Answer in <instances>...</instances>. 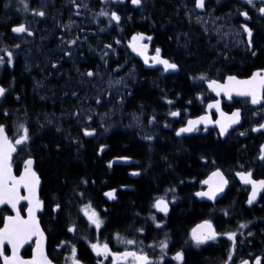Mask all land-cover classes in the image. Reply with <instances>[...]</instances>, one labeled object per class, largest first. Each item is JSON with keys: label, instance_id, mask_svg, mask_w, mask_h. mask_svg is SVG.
<instances>
[{"label": "flooded vegetation", "instance_id": "af4514ba", "mask_svg": "<svg viewBox=\"0 0 264 264\" xmlns=\"http://www.w3.org/2000/svg\"><path fill=\"white\" fill-rule=\"evenodd\" d=\"M2 2L3 0L0 1V7H1L0 15H3ZM65 2L66 0H57L53 8V12L49 17V20L42 24H39L38 26L37 24L33 23L34 28L38 30L37 34L41 37L44 35L43 34L44 31L47 30L50 32L51 35H47V36L45 35L46 37L44 41L48 54L51 55L52 57L57 58L58 60L62 58L65 64L64 69L69 71L70 76H73V74L70 73V71H73L76 79H78L79 76L81 81L83 80L84 82L87 83L88 77L84 79V77L81 74L87 69L88 64L93 59L88 56L87 51L81 50V53L79 54L78 53L79 50H77V47L79 46L83 49H86L87 41L83 40V38L79 39L76 48L72 50V54H71V56H75V58H71V56L70 57L61 56L59 53H57L58 41L56 35H57L58 22L64 23L66 21V18L70 19L69 15L65 12L66 11ZM194 3L195 0H148L147 5L149 9H146L145 12L147 15H150V17L148 18L147 16L145 20L143 19L141 22L135 19L136 20L135 24L130 26V28H132L136 24L140 25L141 23H143V30L146 33V35H150L153 37L152 41L150 42L148 41L149 55H152L154 53L156 47H160L162 49V55L165 58H168L176 62L180 66V68L179 71H177V73L175 74H166L165 72H163V70H161V68L158 67H149L144 69L143 66L138 61H135L134 64L130 67V71L128 70V72H126L128 73L129 78L131 80V84H130L131 87L126 88V89L130 88V91L127 92L126 94L127 98L123 99L122 104L118 103L121 99H115L114 103L112 102L113 108L111 110H120L122 111V113L118 114L115 121L113 122L115 123V128L111 126L113 130L111 134L114 132H123L126 124L123 125L122 123L123 121L120 120V117H123V114L126 113L128 114V117L131 118L128 122H129L130 132L132 134L129 135L130 136L132 135L133 138L137 139L142 144H144V148L146 152L167 151L169 147L168 146L169 134L172 137V140L171 139L170 140L174 142L175 140L172 135L175 134L177 128L181 127L182 124L186 122L187 119L189 118L194 119L198 116L205 114V108L207 104L219 98L221 100V108L226 113H231L234 109L240 108L243 113L241 122L245 123L244 129L230 131V134L228 135L230 136V138L229 139L224 138L227 141V144L247 143L250 146L254 145L253 148L257 150V148H259L261 144H264V133H260V132L253 133L251 132V128L255 124L264 122V110H260L259 106H253L247 103L245 98L242 97H233L232 100H228L226 97L223 96V94H221L220 97H217L216 95L210 93L207 88H205L204 82L198 80L194 81L190 79V77L198 76L200 73L203 72L206 73L210 79H219L221 82H223V78L226 75H237L238 78L244 79L250 76L253 71L259 68H264V18H261L258 15V13H256L253 9H250L248 8L247 5L243 4L242 0H219V2H217V0H207V8L205 11L202 12L196 11V9L194 8ZM255 3L257 7L260 6V0H255ZM238 9L249 11L250 16L252 17V19L250 21H247V23L249 27H251L254 30V37H253L254 47L251 51H255L257 53L256 56H253L251 54V51L247 49L246 46L247 37L243 33V31L239 28V25L241 23H245V21L243 17H240L238 16V14H236L238 12ZM170 10L174 13L175 18L166 19V17L168 16L167 11ZM209 10L212 12V17H209L208 15ZM220 12L223 14V17H221V19L217 20L215 23H212V18H214ZM124 13L127 14V11H124ZM197 15L202 16L204 20L208 21L203 27L201 26V24H198L196 22L195 17ZM0 21H1L0 44L9 50L23 49L22 45H20L19 48L14 47V45L18 43L10 38L9 33L5 30L6 27L5 24H3L2 20ZM218 27L220 28L221 33L227 32L229 33V35L227 37L218 35L216 31ZM205 28L208 29L207 32H205L204 30ZM237 32H239V35H236ZM134 33L135 32H133L131 36ZM66 37L67 40L75 38L72 34L67 35ZM200 41L204 45H202ZM192 43L198 44L202 47L193 48L191 46ZM190 48H193V50L195 51L194 56H190L187 53L189 52ZM215 50L216 52H214ZM90 54L94 55L95 59H98L97 51L93 50ZM118 55H119V50L117 48L114 51V56L118 57ZM88 59L89 62L87 61ZM194 61L195 63H198V61L199 63L202 62L203 67L192 66L194 64ZM77 69L79 71H77ZM97 69L98 70L102 69V67L97 66ZM23 75L25 74L23 71L22 63L20 62L18 66L14 68L12 73L4 76V79L7 81H12L16 84L17 80L20 81L24 79ZM39 77L41 76L39 75ZM185 80L186 83L184 82ZM70 84L72 86L73 92H75L76 95L73 96L71 94L69 96L70 98L65 99L63 102L59 100H55L56 97L52 95L51 103L54 104V108L51 107L50 105L49 107L53 109V115L52 114L44 115L46 113L43 112L40 114L36 113L34 115H30L26 112L25 108H21L19 105L10 104L8 105L9 109L12 112L20 114V116L19 118H17V120H14L15 116L13 115L7 116L6 119L4 118L3 120V122H5L9 130L8 131L9 136H12L13 133L18 132V125L20 123H25L26 126L30 127L32 140L29 142V145L25 149L21 150L17 154H14L15 159L13 161V174L19 176L20 172L23 170L24 159H27L29 156H31L34 159V166H33L34 170L37 172V175L40 177V189L43 184V177L40 172V166L36 165L34 155L39 149L40 146L39 139L44 133H48V134L50 133L51 137H53L52 139L54 140L55 137H59L60 135L65 136L64 139L70 144V146L75 151H79V150L84 151L85 149H87L86 144L84 142L89 140L90 138L88 139L83 135L82 129L84 127H89L91 129L96 130V134L93 135L91 138L96 142L98 146V150L96 152L97 155L99 154L102 155L105 151L109 149L108 145H106L105 140L109 138V135L111 134L109 135L107 134L108 135L107 136L105 134L106 132L105 129H107V131L109 132L110 125L103 121V118H105V114H104L105 109L103 106L102 97H99L102 99L101 104H96L93 102L91 111L94 110L96 114L95 115L90 114L93 116L92 121H87L85 118V114H89L90 110L83 111L84 113L80 115L79 120H77V118L73 115L63 116L66 112L73 113L70 110V108H66V110L61 108L59 109V107L61 106H66L67 103L70 101L71 104H74L78 108V110L75 111L74 113L76 112L79 113L80 109H82V104L78 99V93L81 94L85 106L87 108H90L91 93L83 89L84 86L86 85L84 83H80L81 84L80 86L76 80L72 83L70 82ZM203 86L205 89L202 91ZM54 87H56L55 89H57V84H55ZM151 90L154 91L153 98L156 101L152 100L149 102L150 104L147 105L141 103L140 101L142 100H140L139 98L135 100V98L138 96V93L144 91H151ZM186 90H187V94L185 95ZM134 94H135V98L132 99L134 103H130V99H131L130 97H132ZM198 95L200 97L199 99L197 98ZM36 96L37 98L42 100L43 95L40 91L36 93ZM65 97L66 96H63V98ZM166 100H172L173 104L171 105L167 104L165 102ZM188 101H191V103H188ZM25 103L27 102H24V105L26 106ZM27 105H31V103H27ZM117 106H119L120 108H116ZM38 108L39 107L35 108L37 109L36 111H38ZM48 110L49 109L45 111L48 112ZM175 110H180L181 115L179 117L173 118L168 116L169 111H175ZM253 112H258V115L253 116ZM211 114H212V118L215 119L216 115L214 109L211 110ZM134 115L139 117V122L133 120ZM152 116H155L156 122L152 125H149L148 120ZM123 118L127 119V116ZM48 120H51L52 123L48 124ZM1 121L2 120H0V122ZM165 123L169 124L170 127H165L164 126ZM72 125H74V127L77 129V132L80 131L82 134L81 145H79L80 142L73 143L74 140L72 141L71 134L72 136H74V138H77L76 137L77 132L73 133L71 130ZM57 127L61 128V131H59V133L56 131ZM45 128L49 129L50 132L48 130H44ZM240 132H246V135L240 136L239 135ZM146 135H151L153 139L151 141L144 139V136ZM139 136H141L140 138L141 140H139L138 138ZM185 137L188 138L192 137L195 140H200V139L206 140L207 137H210L214 142L218 140L217 131L213 127H209L208 131H204V128L200 127V131L198 132L191 133L189 134V136L184 135L179 137L178 138L179 142L177 143L182 144V141L185 139ZM104 138L105 140H103ZM238 149L240 151L244 150L243 148L240 149V147ZM245 157L249 158L252 162H254V159L251 158L248 154H246ZM245 157L241 156L235 161H237V163H239L240 165H244ZM199 162L200 163H198V165L192 164L191 167L192 171H194L193 174L195 173L199 174L197 175L198 178L197 182L203 179L202 178L200 180L199 176L204 174L202 173V170H204L203 168L206 167V164L201 163V161ZM221 165L223 166L222 170L225 171L226 178L229 180V184L224 194L219 199H217L216 202L224 203V204L231 203V205L235 203V206L239 208L240 204L242 203V200L245 199L246 197V192H248V189L241 188V186L235 181L234 174L236 173V169H237L236 167L230 165V163H223ZM187 166L190 167L189 164H187ZM257 167L259 168L262 174L260 177L257 178V180L264 179V167L260 165H257ZM128 170H130V168L129 169L125 168L126 176ZM128 173H130V171ZM178 175L180 174L178 173ZM254 176H256L255 173ZM169 182H171L169 185L177 184L179 182L182 183L180 178L170 180ZM165 189H166L165 186L162 185L158 191L156 192L152 191L150 193L149 199L153 197L154 194H157ZM20 191L21 194L23 195L24 194L23 189H21ZM172 198L173 196L171 195L168 196L169 200H171ZM39 199L43 202L44 206H43V211L41 212V214L38 215V219L40 221L41 229L45 233L47 232L49 235L51 233V229H49L48 226L50 225L51 222H54V217H53L54 212L51 210V214H50L46 211L48 203L43 198H42L43 200L40 198V192H39ZM19 206L22 208H26L27 203L25 201H21ZM206 208L208 209L209 206L207 205ZM11 214L13 213L11 212L10 208H8L6 205L0 208V227L3 226L2 217L4 215H11ZM21 215L26 216V212L22 211ZM158 220L162 221L159 218ZM232 225H233L232 221H227L226 226H232ZM166 227H168V225H166ZM188 228L189 225L184 227L181 233L184 234L188 230ZM150 230L152 231V228L148 229L147 231ZM115 233L116 232H106V235L104 233L103 234L104 240H102L100 243L108 242L112 251H124L126 247L127 248L133 247L119 243L114 238ZM119 234L123 236L125 239H135L137 241L136 245L134 246L135 250L139 251L143 249L149 254L150 258H152L153 260H156L158 258L157 257V255L159 254L158 247L157 246L154 248L147 247V245L149 244H156L154 243L151 236H149L150 234L149 232H147L148 235H144V236H138L136 234H127V233H119ZM180 235L181 234L178 235V239L181 238ZM84 236L87 238H91V236L88 234H84ZM73 238L74 236L71 235V239ZM164 238H165V234L160 232L158 236V240L160 241ZM138 241L141 243L144 242L145 246L142 247L141 245H139ZM168 243L169 246L172 243L169 237H168ZM220 243H221V239H219V245ZM205 245L206 244L201 245L199 247ZM262 245L264 246V244ZM262 245L259 247L262 248ZM82 248H85L87 250L86 245H84V247L82 246ZM191 248H194L193 244H191V246L187 248L188 253L190 252L199 253L196 251H191V250L189 251V249ZM259 250L261 249L259 248ZM228 252L229 250L226 251L224 250L221 253H217L209 256L207 255L208 259L204 260L200 264H224V262L227 261ZM173 255L169 251H167V255L164 257V260L167 262V264H178L177 261L172 260ZM87 256L88 258H84V256L82 257L81 255L82 260L93 262L91 253L90 251L88 252V250H87ZM262 256H263L262 264H264V253H262ZM255 257L250 259V261H254ZM97 259L99 258H95L94 261L95 264ZM219 259H222L224 261H222L221 263H216ZM108 261L111 262L110 258L105 262V264ZM183 264H185V257ZM228 264H231V262L228 261Z\"/></svg>", "mask_w": 264, "mask_h": 264}, {"label": "snow or ice", "instance_id": "6c2138e0", "mask_svg": "<svg viewBox=\"0 0 264 264\" xmlns=\"http://www.w3.org/2000/svg\"><path fill=\"white\" fill-rule=\"evenodd\" d=\"M109 0H101L102 4L108 3ZM112 3L123 4L125 0H111ZM219 2V0H217ZM20 3L24 5V10L28 11L29 5L26 0H20ZM70 3L77 9L74 15L79 16V8L85 7L86 4H78L77 0H70ZM242 3L247 5L248 8L253 9L261 18H264V0H260V6L257 7L255 0H242ZM130 4L137 9H144L146 7V0H130ZM5 7H8L6 4ZM186 7V6H185ZM194 8L205 11L207 8V0H195ZM33 15L37 17H45L46 13L43 10H32ZM188 14V13H186ZM238 16L243 17L245 23H241L239 28L247 37V49L252 50L254 47L253 37L254 30L249 27L247 21H250L252 17L247 10H240L236 13ZM209 17H212V12L209 10ZM95 17H105L108 19L109 26L115 22L118 27L122 21L121 15L116 10H105L102 9L98 13H95ZM130 18V17H129ZM191 18V17H190ZM196 22L201 24L203 27L208 21L204 20L202 16L197 15L195 17ZM221 17L212 18V23L220 20ZM63 29H70L73 26V22L69 21L68 24L58 25ZM84 31L83 29H80ZM205 32L208 31L207 28L204 29ZM101 31H104L102 28ZM218 35L227 37L229 33H221L220 28L216 29ZM11 32L14 34L26 33L28 36H32L33 32L25 23H20L19 25L13 26ZM239 35V32L236 33ZM79 37L69 39L65 41L63 37L60 38L61 45H65L69 50L64 51V56L71 55V49L79 41ZM153 37L150 35H145L143 32L134 33L128 42L127 47L131 49V52L136 56L142 58L145 66L156 67L160 66L163 72H177L180 66L162 55V49L156 47L152 55H149V44L145 41H152ZM120 40H116V44H120ZM15 48H19L20 45H14ZM104 49L115 51L111 44H105ZM63 50V49H62ZM3 51L5 56H0V65L5 63L8 66H13L14 53L13 51L4 48L0 49ZM108 51H103L101 59L107 56ZM253 56H256L255 51H251ZM106 63V61H105ZM118 67H122L118 65ZM52 68H57V64L53 63ZM77 71H79L77 69ZM115 71V70H114ZM81 75H86L89 78L99 75V72L88 70L86 73ZM190 79L196 81H202L207 84L210 91L214 92L217 97L223 94L228 100H232L233 95L237 97L245 98L246 102L253 105L259 106L260 110H264V68H259L251 73L250 76L244 79L238 78L237 75H226L223 78V82L219 79H210L206 73H200L198 76L190 77ZM111 81L109 84L111 85ZM116 84L121 83V81H115ZM6 89L0 86V97H3L6 93ZM73 96L76 95L75 92L72 93ZM179 95V94H178ZM199 99V95L197 96ZM19 100V97L16 98ZM167 104H173L172 100H166ZM97 104L102 103L101 98L96 99ZM123 103V97L118 102ZM191 103V101H188ZM215 109L216 118H212L211 110ZM4 116H9L10 113L5 110ZM73 116L80 119V114L72 113ZM107 115V114H105ZM181 115L180 110L169 111L168 116L176 118ZM258 115V112H253V116ZM243 113L240 108L234 109L231 113H226L221 108V100L218 98L207 104L205 108V114L198 116L194 119L189 118L182 124L181 127L177 128L175 135L181 137L185 134H191L200 131V126L203 125L204 131H208L210 125L214 126L217 131V135L220 138H226L230 134V130L234 131L235 126L239 125L242 119ZM87 121H92L93 116L90 114H85ZM133 120L139 122L138 116H133ZM156 122L155 116H152L148 120V124L152 125ZM52 121L48 120V124ZM165 127H170L169 124L165 123ZM8 128L6 124H0V206H7L11 209L13 214L4 215L2 217L3 226L0 227V262L2 264H54V261L45 252L44 240L45 234L41 229L40 221L37 217V212L43 209V202L39 199L37 195V189L40 185V177L34 170V159L29 156L23 161V170L20 172L19 176L13 174V161L15 159L14 154L19 153L21 150L25 149L29 142L32 140V135L30 133V127L26 126L25 123H20L18 125V132L13 133L12 136L8 135ZM56 131H61L60 127L56 128ZM107 131V129H105ZM84 136H93L96 134L95 129L89 127H84L82 129ZM253 133H264V122L255 124L251 128ZM240 136L246 135V132H240ZM144 139L151 141L153 137L151 135L144 136ZM73 143H79L78 140H74ZM261 161H264V144L259 147V156ZM120 159H127V157H121ZM166 159V158H165ZM201 159H205L202 157ZM206 162V161H205ZM215 163V161H213ZM109 167H111V162H109ZM243 167V166H241ZM131 175H140L139 172H132ZM235 176L239 178L240 182L244 185L251 186V192L248 195L247 204L252 205L256 200L258 194L264 192V179H254V173L251 170L237 171ZM82 184H87V180H81ZM200 183L206 186L205 190L197 191L194 195L198 198H206L210 201H215L217 196L224 192L225 187L229 184V180L226 178L224 172L216 168L210 173V175L201 180ZM21 189H23L24 194H21ZM117 189H111L110 191L104 192V196L108 200L116 199ZM175 192V188H167L164 190V194L156 196L152 203L151 208L155 210L156 213H162L164 216L169 214V200L167 199V194ZM76 195L80 196L81 199L84 198V192H78ZM55 199V198H54ZM173 202L176 197L173 195ZM21 201L27 202V207H20ZM62 205L60 203H55L52 207L53 212H59L62 210ZM26 212V216L21 215V212ZM79 211L87 219L90 226L99 231L105 224V220L102 218L101 213L97 211L94 205L89 201L81 205ZM107 209H105V212ZM225 216L228 212L225 211ZM156 228L160 229L165 226L163 221L158 220L157 216L153 213L149 216ZM251 222H242L237 226L236 231H228L225 233H218L213 226V223L209 219L203 220L201 223L197 224L194 228L190 230L189 239L191 243L199 247L210 241H215L219 235H224L231 242V246L228 252V261H231L234 257L236 240L238 233L243 235L241 230L248 228V224ZM76 231L75 222L71 223L67 227V232L74 233ZM137 232L143 233L144 228L136 229ZM253 235L252 231L247 232V236L251 237ZM35 238V246L32 248V254L29 258H25L21 255V249L28 244L32 239ZM114 238L121 244L126 246H133L132 248H127L124 251H112L108 242L100 243L98 240L96 242H89V247L92 253L98 257L96 264H105V262L110 258L111 264H167L164 257L167 255V250L169 249L168 236L165 233V238L158 242V247L161 255L153 260L150 258L149 254L143 249L137 251L135 250V245L137 241L135 239H125L118 232L114 234ZM69 244L68 241H61L58 248H63V246ZM10 248V255L7 254L8 248ZM156 244H149L147 247L154 248ZM172 260L178 262V264H183L184 252L183 250L177 251L172 256ZM225 261L224 264H228ZM65 264H83V261L78 256V249L76 245H71L70 252L66 256ZM239 264H262V258L256 256L254 261L248 259H241Z\"/></svg>", "mask_w": 264, "mask_h": 264}, {"label": "trees", "instance_id": "16d2710c", "mask_svg": "<svg viewBox=\"0 0 264 264\" xmlns=\"http://www.w3.org/2000/svg\"><path fill=\"white\" fill-rule=\"evenodd\" d=\"M167 12L168 16L166 19L175 18L171 10ZM138 18L135 17L137 20ZM1 20H5L4 14L1 15ZM123 21L124 19H122ZM10 24L8 22L7 27ZM27 26L32 32L37 33L38 30L34 28L33 22H30ZM99 28H103L106 31L104 33L105 37H112L116 34L114 24L109 26V22L100 23ZM5 30L8 31L9 29L5 27ZM43 34L40 39L41 44H45V37L51 35L47 30ZM191 46L193 48L202 47L195 43H192ZM193 48H190L189 52H187L190 56H194L195 51ZM40 50V47L33 46L26 53L27 59H25L23 68L27 69V73L30 70V73L23 75L24 79L17 80L14 88V93L19 97L18 102L15 104L21 108H25L26 112L30 115L40 114L42 112L48 113L45 110L50 108L49 105L54 108V104L51 103L52 95L56 97L55 100L63 102L65 99L70 98L69 96L73 92L70 82L72 83L75 80L78 83L81 82L78 75H76L78 79L75 78L73 71H70L73 74V76H70L69 71L64 69L65 64L63 59L60 63V60L48 54L47 48L42 52ZM53 63L57 64V68H52ZM198 63L194 61L193 66L203 67L202 62L199 65ZM116 65L117 62L115 64V62L110 60L105 64L103 76L107 84L115 74L114 67ZM17 66L18 63H16L15 68ZM184 82L186 83V80ZM55 84H57V89L54 87ZM83 89L89 91L91 87L88 85L84 86ZM105 90H107V87H105ZM36 91L42 93V100L37 98ZM153 94V90L141 92L136 98L134 94L130 97V103H134L132 99L135 98L136 100L139 98L142 100L140 101L141 103L149 105V102L154 100ZM186 94L187 90L185 91ZM63 96L66 97L63 98ZM8 100L13 102V97L8 96ZM24 102L31 103V105L25 103V106ZM70 104L71 101L65 107H69ZM34 107H39L38 111ZM69 108L72 111L73 107ZM3 113L4 111L0 109V120L2 121L4 120ZM64 137L60 135L59 137H55L54 140L51 139L53 137H51L50 133H44L39 139L40 146L37 150L38 153L36 152L34 155L36 165L40 166V172L43 177L42 194L48 203L46 211L51 214L52 207L54 206L50 202L52 200H55L56 203H60L63 206L62 210L58 212L55 221L51 222L48 226L51 229V233L48 236V255L53 260L55 259L51 255L52 249L55 248L56 242L60 237L67 235L66 215L68 213H71L72 216L76 215L80 205L91 201L98 210L101 211L103 208H106L109 211L107 214L108 221L103 231H122L131 229L132 227L146 226L142 222L141 216L144 213L153 211L150 207L151 200L148 202L152 191H158L162 185L173 179L180 178L182 180L184 177L191 179L194 172L191 169L192 164L198 165L201 160L206 161L208 166L211 158L219 165L223 163H234L241 156L245 157L250 147L254 150V145L250 146L247 143L227 144L226 140L222 142L217 140L214 142L210 137H207L206 140H195L190 137L185 140V144L170 143V147L173 149L171 148L168 151H156L154 154H147L144 144L133 138L132 135L130 136L123 132H114L105 140L109 149L100 157H97L96 152L98 146L94 140L89 139L84 142L87 147L84 151H75ZM71 138L74 140L72 134ZM169 139L172 140L170 134ZM242 146L245 147V150L240 151L238 148L240 147L241 149ZM122 156L136 159L141 167L151 166V164L154 165L145 175L141 174L134 180L126 176V167L122 166H113L112 172L109 175V170L107 169L109 160ZM202 157L205 159H201ZM81 180H87L88 183L86 185L82 184ZM117 185L132 186V189L130 191H117L118 199L116 203L107 204L102 198V193L108 189L115 188ZM191 187V185L183 182L182 186L179 187V192L186 195L184 192L190 190ZM78 192H84L83 199L76 195ZM186 200L190 204L183 201L180 205L172 207L168 218V229L173 234L175 242L177 235L181 234L180 236H183V233H181L183 228L201 219L207 210L206 203H197L194 199H187V197ZM259 204L260 208L256 206L251 209L243 208V213H245V216L251 214V220H249L251 222L250 225H253V222L257 219L256 226L253 228L255 230L254 235L249 243H252V245L259 243L258 245L261 246L264 244V199ZM219 220L222 222V218H219ZM254 251L259 252L260 250L257 248ZM221 252V249H213L210 247L203 249L201 253L190 252L186 254L185 264H200L208 259L206 255L209 256ZM81 255L84 258H88L85 248H82Z\"/></svg>", "mask_w": 264, "mask_h": 264}, {"label": "water", "instance_id": "95a60500", "mask_svg": "<svg viewBox=\"0 0 264 264\" xmlns=\"http://www.w3.org/2000/svg\"><path fill=\"white\" fill-rule=\"evenodd\" d=\"M139 59L141 60V61H143L142 60V58H140L139 57ZM127 160H124V159H117V160H114V163H123V162H126ZM105 199L107 200V201H111V200H108L106 197H105ZM248 205V204H247ZM160 214H162V213H160ZM33 239H35V238H33ZM29 244V243H28ZM27 245V244H26ZM35 246V245H34ZM44 246L46 247V238H45V240H44ZM22 250V249H21ZM20 250V251H21ZM45 252H46V250H45Z\"/></svg>", "mask_w": 264, "mask_h": 264}, {"label": "bare ground", "instance_id": "6f19581e", "mask_svg": "<svg viewBox=\"0 0 264 264\" xmlns=\"http://www.w3.org/2000/svg\"><path fill=\"white\" fill-rule=\"evenodd\" d=\"M1 1V0H0ZM1 8V7H0ZM1 17V15H0ZM1 20V19H0ZM137 20V19H136ZM1 30V29H0ZM180 84V83H179ZM156 109V108H155ZM158 109V108H157ZM157 111V110H156ZM160 111V110H159ZM122 130V129H121ZM146 133V132H145ZM132 134V133H131ZM135 136V135H134ZM161 136V135H160ZM127 137V136H126ZM162 137V136H161ZM160 137V138H161ZM52 139V138H51ZM165 140V139H164ZM117 144V143H116ZM146 146V145H145ZM149 149V148H148ZM162 149V148H161ZM170 150V149H169ZM158 153V152H157ZM147 156V155H146ZM123 157V156H122ZM127 157V156H126ZM221 158V157H220ZM138 159V158H137ZM150 161V160H149ZM176 162V161H175ZM157 166V165H156ZM148 167V166H147ZM153 168V167H152ZM161 170V169H160ZM148 171V169L146 170V172ZM153 174V173H152ZM161 174V173H160ZM152 176V175H151ZM153 177V176H152ZM156 177V176H155ZM152 199V197L148 200V202ZM133 211V210H132ZM130 219V218H129ZM132 224V223H129ZM106 235V234H105Z\"/></svg>", "mask_w": 264, "mask_h": 264}, {"label": "rangeland", "instance_id": "374dc122", "mask_svg": "<svg viewBox=\"0 0 264 264\" xmlns=\"http://www.w3.org/2000/svg\"><path fill=\"white\" fill-rule=\"evenodd\" d=\"M140 93H141V92H140ZM140 93H138V95H139Z\"/></svg>", "mask_w": 264, "mask_h": 264}]
</instances>
